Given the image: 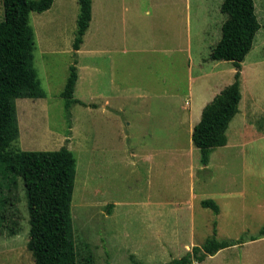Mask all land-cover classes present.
Returning a JSON list of instances; mask_svg holds the SVG:
<instances>
[{"label":"rangeland","instance_id":"374dc122","mask_svg":"<svg viewBox=\"0 0 264 264\" xmlns=\"http://www.w3.org/2000/svg\"><path fill=\"white\" fill-rule=\"evenodd\" d=\"M104 1L109 0H93L91 25L78 52L73 50L78 0H55L49 10L31 13L34 64L46 97L16 100L20 134L11 146L15 151L67 146L75 153L71 216L78 264L167 262L214 235L243 242L194 264H264V236H259L264 226V27L242 66L239 113L227 130L230 144L214 149L205 166L184 106L234 81L232 61L210 58V26L221 36L220 22L227 19L220 0H194L195 13L202 3L212 20L194 34V45L200 47L191 67L180 54L172 53L170 62L160 56L152 77H166L167 85L158 82L156 87L174 96L142 103L122 101L116 92L149 86L143 73H134L136 64L147 67L149 56L99 50L96 9ZM255 4L264 25V0ZM197 21L202 24L203 15ZM104 34L110 39L103 37L105 45L121 47L111 30ZM201 57L209 61L204 68ZM75 60L79 79L74 96L88 105L74 104L68 112L61 93ZM8 195L12 204L0 229V264H29L30 216L22 179ZM210 198L219 213L202 206Z\"/></svg>","mask_w":264,"mask_h":264},{"label":"trees","instance_id":"16d2710c","mask_svg":"<svg viewBox=\"0 0 264 264\" xmlns=\"http://www.w3.org/2000/svg\"><path fill=\"white\" fill-rule=\"evenodd\" d=\"M54 2L3 0L4 18L0 20V229L6 220L8 205L12 204L8 193L22 179L30 216L28 247L35 264H78L71 216L77 174L75 153L67 146L56 150L11 149L20 134L16 100L46 97L34 64L37 42L30 16L32 12L49 10ZM78 3L75 52L80 49L93 17V0H78ZM221 12L227 19L210 58L232 61L236 72L234 81L206 105L200 121L194 126L192 141L200 150L205 166L214 149L227 145V130L239 112L242 99V62L264 27L259 21L255 0H224ZM77 64V60L71 64L61 93L68 112L74 104L88 105L74 96L79 79ZM201 204L219 213L214 199H204ZM259 236H264V226ZM242 242L220 240L214 235L180 258L154 264L203 262L208 256Z\"/></svg>","mask_w":264,"mask_h":264},{"label":"crops","instance_id":"0c3cea01","mask_svg":"<svg viewBox=\"0 0 264 264\" xmlns=\"http://www.w3.org/2000/svg\"><path fill=\"white\" fill-rule=\"evenodd\" d=\"M223 1L224 0H220L218 3H221L220 5H222ZM103 4L100 6V3H98L96 9V34L98 39V41L96 40V44H101L99 50L104 51L106 49V51L112 52L113 56L117 53L124 52L143 53L149 56L147 59H150L146 62V68H143L142 64H140L139 67H137V64L134 65V73H143L144 83L149 80L150 84L147 83L149 86H138L133 90H124V87L119 86L120 90L116 92L118 94V99L122 101L131 99L134 102L139 103L146 100L150 101L152 99H167L171 96L169 95L167 88L164 87L161 89L156 87L158 82L167 85L168 81L166 77H160L158 81L156 78L152 77L155 73L156 65H158L160 61V56H165V59H168L167 62H170L173 60L171 58L172 53L180 54L181 57H186V59L189 60V67H191L195 59L194 52H197V49L200 47V44H196V46L194 45V34L197 32L198 27L205 30L208 24L211 23L212 19L211 17H207L206 13L209 9L201 3L198 5V12L195 13L194 0H109L108 4L105 1ZM194 14H197V17H195L196 15ZM201 15H203L204 21L202 24H198L197 20ZM224 22L225 21L223 20L220 22L221 36L222 25ZM210 29L212 32H209L210 34L208 38L212 39V42H210L211 49L219 42L221 36L219 34V29L212 28V25L210 26ZM108 30H111L113 35L118 37L119 43L122 44L121 47L116 46L115 43H111L112 45L110 47L105 45L103 37L110 42V39L104 34H107ZM183 33L184 38L182 39ZM185 34L186 45L184 47ZM143 35L146 40H144ZM168 37L171 38L170 44L168 43ZM153 54L156 55L151 57ZM115 59L116 58L112 59V61L114 66H117ZM199 61H201L199 63L203 68L206 66V63L208 64L209 62H204V58L202 57L199 58ZM244 61L242 62V66L244 65ZM202 72L206 73L204 69ZM235 72L236 70L234 71V74ZM226 86L219 88L218 90L212 89L208 96L204 95V97L199 98L193 106L189 100L185 102V110H189L188 121L191 124L190 135L193 133L194 126L200 121L206 105L209 104ZM116 88L117 87H114V91H116ZM106 100H108V98ZM152 112L153 110H149L147 114L152 115ZM178 126L179 123L177 124V127ZM229 144L230 142L228 138L227 145L223 147H226ZM213 153L214 152H212L211 155H213ZM28 256L29 264H35L30 250ZM23 264H25L24 261Z\"/></svg>","mask_w":264,"mask_h":264}]
</instances>
